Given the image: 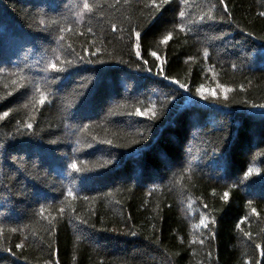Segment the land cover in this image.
<instances>
[{
  "label": "trees",
  "instance_id": "trees-1",
  "mask_svg": "<svg viewBox=\"0 0 264 264\" xmlns=\"http://www.w3.org/2000/svg\"><path fill=\"white\" fill-rule=\"evenodd\" d=\"M261 12L0 0V264H264Z\"/></svg>",
  "mask_w": 264,
  "mask_h": 264
},
{
  "label": "snow or ice",
  "instance_id": "snow-or-ice-1",
  "mask_svg": "<svg viewBox=\"0 0 264 264\" xmlns=\"http://www.w3.org/2000/svg\"><path fill=\"white\" fill-rule=\"evenodd\" d=\"M219 2H220L221 4H224V0H219ZM163 3H167V0H161V4H163ZM213 7H214V6H213ZM83 9L88 10V11H91V7H90V5H89L87 2H85V3L83 4ZM224 11L227 12V7H226V6H225V8H224ZM179 15H180L181 17H184V16H185V13H184L183 11H181V12L179 13ZM260 15H261V16H264V12H261ZM203 18H204V17L202 16L201 19H203ZM207 18H209V19H214V18H215V17L213 16V13H212L211 10L208 11V13H207ZM134 35H135V37H136V41L133 43V48L135 49V55H136L137 57H140V56H141V52L139 51V48H140V44H139L140 33L136 32V33H134ZM170 36H171L170 33H169V35L165 36V37H164V40L162 41V43H166V42L169 40ZM97 51H99V49H97ZM152 55H153L154 57H156L157 59H160V57L157 56V53H156V52H152ZM145 63H147V62L145 61ZM52 67L55 69V68H56V65L53 64ZM61 70H62V69H61ZM161 72H163V69H161ZM13 83H16V82L13 81ZM179 86H180L181 88H186V87H187V85H185V84H180ZM198 91H200V90H198ZM227 91H229V89H225V92H227ZM36 92H37V93H40V89L37 88V89H36ZM201 94H202V93H201ZM212 94L215 95L214 92H213ZM225 98H227V97H225ZM45 99H46V97L44 96V94H43V93H40V98H39V100H38V103H39V104H43V103H45ZM261 107H264V105H261ZM8 115H9L8 112H4L3 115H2V117H0V118L7 117ZM136 115H145V113H142L139 109H137V111H136ZM152 115L154 116L155 113H153ZM27 127L31 128L32 125L29 123V124L27 125ZM108 143H111V141H108ZM72 167L75 168L76 165L73 164ZM69 196H72L71 191H69ZM227 197H228V193L225 192L224 195H223V198H224V199H227ZM42 211H43V210H42ZM61 211H63V209H61ZM252 211L255 212L256 210L253 209ZM206 219H207V217H204V218L201 219V221H200L201 225H205V220H206ZM205 226H206V225H205ZM237 227H239V224L237 225ZM13 231H15V229H13ZM244 235L247 236V235H249V233H244ZM200 243H203V241H200ZM16 247L19 248V247H22V245L17 244ZM256 247L259 248V247H261V245H256Z\"/></svg>",
  "mask_w": 264,
  "mask_h": 264
}]
</instances>
